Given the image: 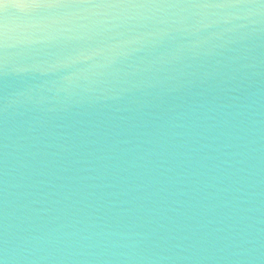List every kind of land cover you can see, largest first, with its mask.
Here are the masks:
<instances>
[{
	"label": "water",
	"instance_id": "water-1",
	"mask_svg": "<svg viewBox=\"0 0 264 264\" xmlns=\"http://www.w3.org/2000/svg\"><path fill=\"white\" fill-rule=\"evenodd\" d=\"M18 4L0 0V261L264 264V2Z\"/></svg>",
	"mask_w": 264,
	"mask_h": 264
},
{
	"label": "snow or ice",
	"instance_id": "snow-or-ice-1",
	"mask_svg": "<svg viewBox=\"0 0 264 264\" xmlns=\"http://www.w3.org/2000/svg\"><path fill=\"white\" fill-rule=\"evenodd\" d=\"M6 2V0H5ZM168 0H19L16 11L27 16L42 9H78V8H128L147 7L167 3ZM203 7H230L245 3L246 0H195ZM264 2V0H261ZM9 11V9H6ZM7 25L0 19V71L3 69V48L7 37ZM3 264V261H0Z\"/></svg>",
	"mask_w": 264,
	"mask_h": 264
}]
</instances>
